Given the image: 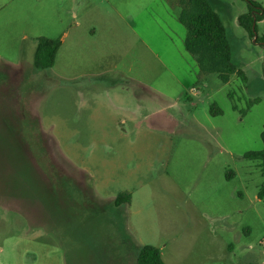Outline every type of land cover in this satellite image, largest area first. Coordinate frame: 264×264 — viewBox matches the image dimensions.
I'll return each instance as SVG.
<instances>
[{"label": "rangeland", "instance_id": "obj_1", "mask_svg": "<svg viewBox=\"0 0 264 264\" xmlns=\"http://www.w3.org/2000/svg\"><path fill=\"white\" fill-rule=\"evenodd\" d=\"M210 2L241 70L228 82L200 73L177 0L77 8L97 33L67 72L94 76L58 80L28 54L0 62V264L73 263L122 225L168 241L183 264H264V175L243 156L263 147L264 47L238 23L246 0Z\"/></svg>", "mask_w": 264, "mask_h": 264}, {"label": "crops", "instance_id": "obj_2", "mask_svg": "<svg viewBox=\"0 0 264 264\" xmlns=\"http://www.w3.org/2000/svg\"><path fill=\"white\" fill-rule=\"evenodd\" d=\"M90 0H0V62L16 65L20 60L11 59L8 55H30L28 59L36 69H41L34 63V52L37 38L40 36L60 37L62 44L57 53L55 64L59 70L58 80L75 79L78 76H94V71H84L80 75L68 73V56L75 49H85L86 60L96 37L95 27L81 29L77 8L88 4ZM89 5V4H88ZM87 5V6H88ZM93 39V40H92ZM54 67V66H53ZM42 70V69H41ZM104 70L99 75H103ZM125 233L118 237L104 238L82 243L81 255L71 263L70 257L66 263L65 257L52 258L51 264H136L137 256L144 244H152L160 248L166 264H183V259L169 249L168 241L163 242L143 239L134 234L132 227L122 225ZM130 232V234H129Z\"/></svg>", "mask_w": 264, "mask_h": 264}, {"label": "trees", "instance_id": "obj_3", "mask_svg": "<svg viewBox=\"0 0 264 264\" xmlns=\"http://www.w3.org/2000/svg\"><path fill=\"white\" fill-rule=\"evenodd\" d=\"M180 5L179 21L186 27L184 39L186 50L192 53L198 63L201 74L215 73L223 82L230 81L232 75L241 70L232 60V50L225 25L210 0H177ZM247 10L238 16V23L246 29L251 37L260 41L264 47V33L259 36L257 23L264 18V8L257 0H246ZM62 44L60 37L40 36L34 52V63L40 68H52L57 53ZM233 108L245 114L234 103ZM212 115L221 114L222 110L211 104ZM263 147L250 150L243 154L245 158L259 161L264 175V131L262 132ZM234 177V171H227V178ZM258 197H264V181L258 189ZM131 194L120 193L116 196V203L130 202ZM136 264H166L159 247L144 244L137 256ZM255 264V263H249Z\"/></svg>", "mask_w": 264, "mask_h": 264}]
</instances>
